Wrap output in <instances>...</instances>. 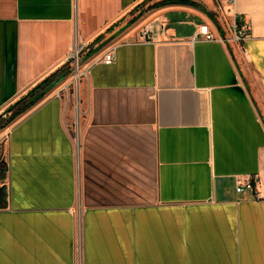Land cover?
<instances>
[{"label": "crops", "instance_id": "0c3cea01", "mask_svg": "<svg viewBox=\"0 0 264 264\" xmlns=\"http://www.w3.org/2000/svg\"><path fill=\"white\" fill-rule=\"evenodd\" d=\"M162 1L0 0V116L97 46L77 138L54 88L5 133L0 264H264V0Z\"/></svg>", "mask_w": 264, "mask_h": 264}, {"label": "rangeland", "instance_id": "374dc122", "mask_svg": "<svg viewBox=\"0 0 264 264\" xmlns=\"http://www.w3.org/2000/svg\"><path fill=\"white\" fill-rule=\"evenodd\" d=\"M143 8V7H141ZM105 42H100V45H104ZM96 45L88 46L83 53V59L80 60L79 63L76 61L66 62L64 65V70L67 72L65 78L54 87V95L61 97L65 104L69 105L71 109V115H69V127L71 129V133L73 136L77 138V124L79 119V103H80V87L85 82L86 69L88 66L89 60L91 59L90 53L95 50ZM92 50V51H90ZM94 56V54L92 55ZM91 61V60H90ZM10 109V108H9ZM7 109L0 116V198L5 199L7 193V174H8V161H7V152H6V131L7 129L14 124V122L19 118H16L14 121H10L13 117V113L17 110V108L11 112ZM21 116V115H20ZM10 121V122H8ZM8 122V125L4 128L1 125H4Z\"/></svg>", "mask_w": 264, "mask_h": 264}, {"label": "built area", "instance_id": "2783aa9c", "mask_svg": "<svg viewBox=\"0 0 264 264\" xmlns=\"http://www.w3.org/2000/svg\"><path fill=\"white\" fill-rule=\"evenodd\" d=\"M221 10L220 8H218ZM232 29V36L230 38L225 37L223 35H217L214 33L211 29V27L208 24H202L199 27L198 32L194 36V41L197 40H206V41H219L222 43H236L239 45H243V43L247 40V38L250 36L251 32V23L249 21H242L241 19H236L233 24L231 25ZM141 41L142 42H149L153 38V24H148L145 26V28L141 31ZM89 44L84 42H75L73 45V49L71 53L69 54L67 61H76L77 63L80 62L81 59H83V53L84 50L88 48ZM243 47V46H242ZM116 60V54H115V48H111L108 51H106L104 54H102L100 57L95 59V63L103 62L105 64H113ZM87 72V69H86ZM245 186L252 188L253 182L247 181L244 183Z\"/></svg>", "mask_w": 264, "mask_h": 264}, {"label": "trees", "instance_id": "16d2710c", "mask_svg": "<svg viewBox=\"0 0 264 264\" xmlns=\"http://www.w3.org/2000/svg\"><path fill=\"white\" fill-rule=\"evenodd\" d=\"M168 3H187V4H195L192 0H164L160 2L162 4ZM100 40V38H99ZM67 72L65 70H60L51 76L47 77L41 83H39L34 89H32L26 96L20 99L18 102L13 104L9 112L17 110L13 113V117L10 120L11 122L18 118L20 115L27 112L31 109L37 102L44 98V96L55 86H57L66 76ZM8 121V122H10ZM6 122L4 125H1L3 128L8 125ZM2 200V197L0 198Z\"/></svg>", "mask_w": 264, "mask_h": 264}]
</instances>
